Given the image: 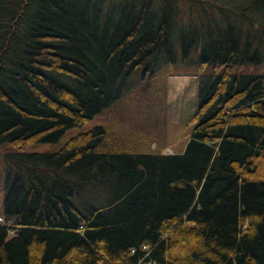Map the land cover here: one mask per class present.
<instances>
[{"label": "trees", "instance_id": "obj_1", "mask_svg": "<svg viewBox=\"0 0 264 264\" xmlns=\"http://www.w3.org/2000/svg\"><path fill=\"white\" fill-rule=\"evenodd\" d=\"M263 39L264 0H0V147L57 142L139 67L205 74L181 154L98 153L101 126L0 153V264H264Z\"/></svg>", "mask_w": 264, "mask_h": 264}, {"label": "rangeland", "instance_id": "obj_2", "mask_svg": "<svg viewBox=\"0 0 264 264\" xmlns=\"http://www.w3.org/2000/svg\"><path fill=\"white\" fill-rule=\"evenodd\" d=\"M185 8L178 5L179 13H184ZM190 57H194V52L190 51ZM143 70L144 67H139L123 81L120 95L111 104L82 125L65 130L57 142L26 144L22 149L4 144L0 147V153L54 152L69 138L95 126H101L104 130L103 138L96 148L98 153H177L194 126L197 85L203 82L205 74L194 65L181 63L179 57L173 63L160 61L150 71L143 73ZM242 72L264 75V66H245ZM167 142L175 143L174 147L161 149ZM2 179L3 175L0 174V222L4 221L1 214ZM77 206L81 210L84 205ZM14 234L11 231L7 236L10 238Z\"/></svg>", "mask_w": 264, "mask_h": 264}, {"label": "crops", "instance_id": "obj_3", "mask_svg": "<svg viewBox=\"0 0 264 264\" xmlns=\"http://www.w3.org/2000/svg\"><path fill=\"white\" fill-rule=\"evenodd\" d=\"M188 140V138L185 140V142L183 143V145H182V148L180 149V151H177V153H172L173 155L174 154H181V152L183 151V148H184V145H185V143H186V141ZM174 145H175V143H169V142H167V143H165L162 147H161V149H163V148H172V147H174Z\"/></svg>", "mask_w": 264, "mask_h": 264}, {"label": "built area", "instance_id": "obj_4", "mask_svg": "<svg viewBox=\"0 0 264 264\" xmlns=\"http://www.w3.org/2000/svg\"><path fill=\"white\" fill-rule=\"evenodd\" d=\"M9 221H6V223H8ZM1 224H3V223H5L4 221L3 222H0ZM142 249H144V247L142 248ZM130 252H132V251H130Z\"/></svg>", "mask_w": 264, "mask_h": 264}]
</instances>
